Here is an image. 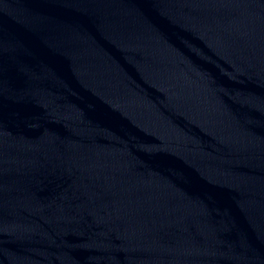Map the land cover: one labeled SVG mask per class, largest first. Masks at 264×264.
Segmentation results:
<instances>
[{
    "label": "water",
    "instance_id": "obj_1",
    "mask_svg": "<svg viewBox=\"0 0 264 264\" xmlns=\"http://www.w3.org/2000/svg\"><path fill=\"white\" fill-rule=\"evenodd\" d=\"M0 264H264V0H0Z\"/></svg>",
    "mask_w": 264,
    "mask_h": 264
}]
</instances>
